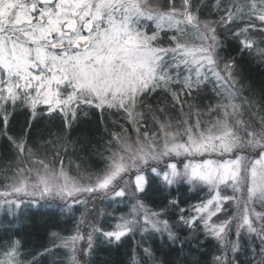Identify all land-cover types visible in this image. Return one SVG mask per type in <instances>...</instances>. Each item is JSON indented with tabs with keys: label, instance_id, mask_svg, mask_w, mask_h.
I'll use <instances>...</instances> for the list:
<instances>
[{
	"label": "snow or ice",
	"instance_id": "1",
	"mask_svg": "<svg viewBox=\"0 0 264 264\" xmlns=\"http://www.w3.org/2000/svg\"><path fill=\"white\" fill-rule=\"evenodd\" d=\"M245 58L264 65V0H0V264H92L129 238L131 264H167L147 237L185 264L210 240L211 264H264V80ZM185 188L205 195L181 207ZM30 211L80 216L26 248Z\"/></svg>",
	"mask_w": 264,
	"mask_h": 264
},
{
	"label": "trees",
	"instance_id": "2",
	"mask_svg": "<svg viewBox=\"0 0 264 264\" xmlns=\"http://www.w3.org/2000/svg\"><path fill=\"white\" fill-rule=\"evenodd\" d=\"M240 67L246 77V80L255 82L257 86H259L260 82L264 80V65H259L256 60H249L245 58L244 60L240 61ZM208 102H210V96H208L207 94L203 97V103L201 104V107ZM121 123L123 122L121 121ZM110 130L119 131L120 129L118 127H113ZM101 138L103 140H106L108 138L107 135L104 134L103 128H101L100 132L96 134V140H94L93 143H96V141H100ZM97 147L102 150V142L97 144ZM2 155L3 147L0 146V156ZM82 155L85 156L83 165L91 166L89 170L95 171L96 166L99 163V157L96 155L90 157L87 156V154ZM4 159H7V157H4ZM73 159L75 160L76 158L73 157ZM64 160L65 164L68 163L67 157H65ZM76 162L81 163L80 160H76ZM2 164L3 160H0V166H2ZM2 183L3 180L0 179V184ZM181 192L183 193L182 199L187 201V203L182 204L181 207L186 208L189 204H195L199 201V199L195 197V193L189 191L187 188L181 189ZM129 202L130 201H127V203H125V201L117 202L111 204V206H109V202L107 201L103 204H100L98 202V208H105L107 212L112 213V215L104 216L103 218L97 217L93 222L96 223L97 226L103 227L108 230L111 225H114L117 222L115 218L126 214H118L117 210L115 209H127ZM145 203L155 209V204L153 203L152 198H145ZM43 211V209L40 210L41 213ZM29 215L31 217V220L27 222L28 226L21 225L20 232V236L24 240L26 248H32L33 246H37L41 243H46L48 240V233L51 231L59 232L62 236H70L74 234L76 218L80 216V212L77 211L74 217H59L58 219L51 220L50 223L54 226L50 228H46V225L49 223L47 216L40 214L33 216L31 211L29 212ZM92 217H95V213L92 214ZM92 217H89V219L92 220ZM88 230L89 227L88 223L86 222L84 225L81 226V231L86 233ZM181 235H187V232H183L181 233ZM6 239V236L0 237V240ZM134 239L140 240V234L137 233ZM146 239L148 240V244H145V246H148L150 244L154 249H157V255L162 260L166 261L167 264H171V262L173 261H175V264H185L184 254H178L177 250H169L167 247H165L164 242L161 241L159 237H156L154 240L152 237H147ZM200 239L204 240V237L201 236ZM79 246L86 247V243L81 242ZM134 247V240L129 238L125 240L121 248L102 249L101 251L94 253V255L90 259L92 260V264H131L130 252L131 249ZM201 251L204 253V255L199 256L198 258L202 261H207L208 264H211L213 256L218 254V251L216 249V242L214 240H210L209 242L202 244ZM185 252H187V247L185 248Z\"/></svg>",
	"mask_w": 264,
	"mask_h": 264
},
{
	"label": "rangeland",
	"instance_id": "3",
	"mask_svg": "<svg viewBox=\"0 0 264 264\" xmlns=\"http://www.w3.org/2000/svg\"><path fill=\"white\" fill-rule=\"evenodd\" d=\"M211 94L209 93L208 94V96H210ZM203 107V106H202ZM129 132H131V129H129ZM66 165H67V163H66ZM74 174V173H73ZM207 191V189H205V192ZM192 192H194L195 193V197L196 198H198V199H200V198H203L204 197V195H205V193L204 192H201V193H199V194H197L196 192H195V190H192ZM226 194H231L230 193V190H228L227 192H226ZM125 203H127V200H125ZM132 202L130 201L129 202V205H128V208L127 209H115V210H117V212H118V214H127L128 212H129V207H130V204H131ZM122 212V213H121ZM29 214V213H28ZM125 214V215H126ZM30 216V215H29ZM0 218H3V213L2 212H0ZM221 219H224V217L223 216H221L220 217ZM9 219H10V217H9Z\"/></svg>",
	"mask_w": 264,
	"mask_h": 264
}]
</instances>
